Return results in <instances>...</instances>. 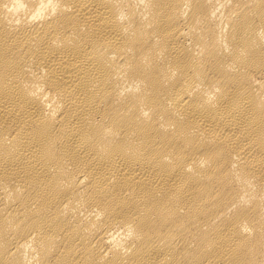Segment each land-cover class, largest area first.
I'll use <instances>...</instances> for the list:
<instances>
[{"label": "bare ground", "instance_id": "6f19581e", "mask_svg": "<svg viewBox=\"0 0 264 264\" xmlns=\"http://www.w3.org/2000/svg\"><path fill=\"white\" fill-rule=\"evenodd\" d=\"M0 264H264V0H0Z\"/></svg>", "mask_w": 264, "mask_h": 264}]
</instances>
